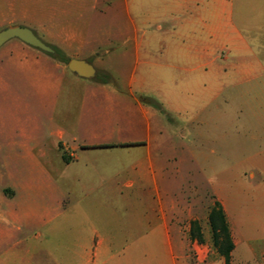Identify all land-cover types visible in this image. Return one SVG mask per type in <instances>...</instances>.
<instances>
[{
  "label": "rangeland",
  "instance_id": "obj_1",
  "mask_svg": "<svg viewBox=\"0 0 264 264\" xmlns=\"http://www.w3.org/2000/svg\"><path fill=\"white\" fill-rule=\"evenodd\" d=\"M75 7L67 18L83 28L90 48L114 47L102 59L94 52L60 53L68 59L81 56L92 64L93 79L64 77L53 91L33 71L9 63L5 45L0 48V207L37 206L41 212L84 207L90 220L102 223L107 232L129 231L134 224L139 232L137 224L145 208L156 225L155 210L161 200L169 208L170 222L178 227L170 228L171 241L177 235L179 242L167 244L163 230L155 227L146 244L128 250L129 264H224L209 224L218 202L233 243L230 263L264 264L260 246L264 243V85L208 86L168 77L159 66L165 64L163 48L174 43L167 32L175 22L164 20L163 30L157 31L153 20L147 54L156 69L148 65L140 70L146 80L156 83L133 86V97L151 103L156 111L150 123L157 193L142 200L134 192L113 195L110 191L124 181L122 172L130 169L139 152L128 155V149L91 148L145 135L135 117V104L125 95L135 64L131 24L120 5L106 15ZM40 39L58 49L49 37ZM96 40H102L100 47ZM50 58L67 68L59 58ZM50 67L42 71L61 76ZM101 83L124 94L92 88ZM132 117L136 124L130 125ZM59 132L64 147H58ZM73 159L68 166L62 163ZM68 189L87 193L97 189V193L82 198L68 196ZM79 211L74 210L71 218ZM58 224L60 229L52 237L63 239L64 220ZM218 242H223L222 236Z\"/></svg>",
  "mask_w": 264,
  "mask_h": 264
},
{
  "label": "crops",
  "instance_id": "obj_2",
  "mask_svg": "<svg viewBox=\"0 0 264 264\" xmlns=\"http://www.w3.org/2000/svg\"><path fill=\"white\" fill-rule=\"evenodd\" d=\"M118 5L124 9L130 21L133 35L129 41L133 42L135 54L134 69L127 81L129 87L125 95L134 102L135 117L144 128L145 135L91 149H128V155L139 152L137 155L140 157L131 164L130 169L122 172L124 177H119H123L124 181L118 183L110 193L120 197L124 192H134L135 197L142 200L152 192L157 193L150 123L156 111L153 105L133 97V86L156 83L146 80L148 77L140 70L148 65L154 66L147 54V38H150L153 20L157 22L153 23L157 31L163 30L160 22H175L167 32L175 39L174 43L163 48L165 64L159 66L168 77L191 79L196 84L208 86L238 83L264 85V0H0V28L25 27L32 30L39 39L42 36L49 37L50 42L57 44L56 50L60 52H94L99 53L102 59L111 54L114 47L108 44L102 50L90 48L83 28L67 17L76 10L75 6L106 15L116 11ZM58 17L61 23L57 22ZM101 41L96 40L98 47ZM4 45L9 63L19 69L33 71L37 79L50 83L53 91L64 77L70 81H73L72 76L84 79L68 71L47 54L17 39ZM70 59L86 61L76 55ZM46 66L59 70L61 76L42 71ZM174 71L178 74L174 75ZM190 73L192 75H186ZM92 88L105 94H124L106 83L92 84ZM133 118L129 120L130 125L136 124ZM61 138L62 133L59 132L58 147H64ZM74 159L62 163L68 166L73 164ZM66 192L68 196L86 198L89 194H96L97 189L88 193L85 190L77 192L69 189ZM14 195L13 191L9 197L13 198ZM77 207H69L61 212L54 209L41 212L37 206L0 207V264H129L126 258L128 250L133 245L146 244L153 228L158 226L163 230L167 244L179 242L177 235L176 241H171L170 228L175 231L178 227L170 222L169 208L164 207L161 200L155 210L156 225L152 212L145 208L141 212L142 220L137 224L141 228L139 232L132 228L135 224L129 231L120 229L107 232L102 223L90 220L84 207ZM79 209V215L72 219L73 211ZM172 210L178 213L174 205ZM180 213L183 214V208ZM60 220H64L65 235L63 239L53 238L52 234L60 229ZM260 246L264 248V243Z\"/></svg>",
  "mask_w": 264,
  "mask_h": 264
},
{
  "label": "water",
  "instance_id": "obj_3",
  "mask_svg": "<svg viewBox=\"0 0 264 264\" xmlns=\"http://www.w3.org/2000/svg\"><path fill=\"white\" fill-rule=\"evenodd\" d=\"M12 39H17L42 52L48 54L53 53V50L36 37L33 31L28 28L12 27L0 31V47ZM67 69L76 76L84 79H93L96 75V70L92 64L84 60L70 59L67 63Z\"/></svg>",
  "mask_w": 264,
  "mask_h": 264
},
{
  "label": "trees",
  "instance_id": "obj_4",
  "mask_svg": "<svg viewBox=\"0 0 264 264\" xmlns=\"http://www.w3.org/2000/svg\"><path fill=\"white\" fill-rule=\"evenodd\" d=\"M53 50L52 54H49L52 57L59 58L61 62L68 63L69 59L63 57L60 51L56 50L55 48L50 47ZM149 105H152L149 102H146ZM107 147V146H103ZM209 224L212 230V233L215 237V244L223 257L224 264H231L230 263V253L233 250V243L230 238L228 224L225 219V215L223 210L218 202H215V205L212 211L209 214ZM222 236L223 242L220 244L218 242V238Z\"/></svg>",
  "mask_w": 264,
  "mask_h": 264
}]
</instances>
